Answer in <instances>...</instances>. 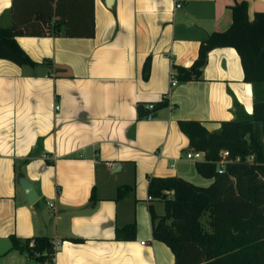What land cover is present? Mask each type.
Returning a JSON list of instances; mask_svg holds the SVG:
<instances>
[{
	"label": "crops",
	"instance_id": "crops-1",
	"mask_svg": "<svg viewBox=\"0 0 264 264\" xmlns=\"http://www.w3.org/2000/svg\"><path fill=\"white\" fill-rule=\"evenodd\" d=\"M238 1L113 0L109 8L56 0L64 32L55 0H0V26L25 29L14 39L35 62L0 58V264H39L11 248L10 235L48 236L53 264H174L151 235L148 206L159 214L162 204L146 198L148 178L208 184L197 159L185 157L177 119L214 129L233 116V99L251 112L252 91L232 46L209 49L198 79L170 85L168 75L190 65L200 39L228 26ZM243 1L248 18L264 11V0ZM163 95L152 118L137 115V102ZM20 176L34 187L33 203ZM121 185L129 188L118 197ZM130 221L133 237L115 239V227Z\"/></svg>",
	"mask_w": 264,
	"mask_h": 264
},
{
	"label": "trees",
	"instance_id": "trees-1",
	"mask_svg": "<svg viewBox=\"0 0 264 264\" xmlns=\"http://www.w3.org/2000/svg\"><path fill=\"white\" fill-rule=\"evenodd\" d=\"M56 4L54 14L66 32V19ZM21 32L26 31L16 25L0 26V58L33 65L35 62L14 39ZM216 46H232L237 52L242 79L251 85V112L233 99V116L220 120L214 129L195 119H177L189 148L202 151V157L194 161L196 172L211 180L200 185L177 175L149 177L147 193L162 202L159 214L148 206L151 235L170 249L174 264H264V11H255L248 18L245 1L232 4L228 26L200 39L190 65L172 66L176 81L198 79L207 51ZM148 68L146 58L143 78ZM145 103H136L138 116L147 112ZM153 103V111L166 105V95ZM221 150H227V155L218 169ZM128 188L119 186L116 195L122 196ZM89 197L93 198L92 193ZM134 229L133 221L115 227L114 238L130 239ZM9 240L11 248L32 256L39 264H53L48 236L10 235Z\"/></svg>",
	"mask_w": 264,
	"mask_h": 264
},
{
	"label": "built area",
	"instance_id": "built-area-1",
	"mask_svg": "<svg viewBox=\"0 0 264 264\" xmlns=\"http://www.w3.org/2000/svg\"><path fill=\"white\" fill-rule=\"evenodd\" d=\"M180 3L179 2H176L174 4L175 7L179 6ZM169 83L170 85H173L176 83V78L174 76V72L173 71H170L169 72ZM57 107V105H55V108ZM144 107L147 109V112L145 113L144 117L149 119V118H152V113H153V109H154V103L153 102H146L144 104ZM227 155V150H221L220 151V158L217 160L216 164H217V167L218 169H221L224 165V161H225V156ZM185 157L187 158H196V159H199L202 157V151L200 150H194V149H188L186 152H185ZM147 199H151L150 195L147 194L146 196ZM46 203L51 206L52 203L51 201H46ZM140 243H143V240L140 241Z\"/></svg>",
	"mask_w": 264,
	"mask_h": 264
},
{
	"label": "water",
	"instance_id": "water-1",
	"mask_svg": "<svg viewBox=\"0 0 264 264\" xmlns=\"http://www.w3.org/2000/svg\"><path fill=\"white\" fill-rule=\"evenodd\" d=\"M103 1L107 7L110 8L112 6L113 0H103ZM18 183L24 192L26 201L28 203H33L36 200L37 195H36V192L34 190L32 183L23 176L18 177Z\"/></svg>",
	"mask_w": 264,
	"mask_h": 264
},
{
	"label": "rangeland",
	"instance_id": "rangeland-1",
	"mask_svg": "<svg viewBox=\"0 0 264 264\" xmlns=\"http://www.w3.org/2000/svg\"><path fill=\"white\" fill-rule=\"evenodd\" d=\"M155 200L156 201H155L154 204H155V207L157 209L162 204V202L160 200H157V199H155ZM201 221L204 222V218L203 217L201 218Z\"/></svg>",
	"mask_w": 264,
	"mask_h": 264
}]
</instances>
